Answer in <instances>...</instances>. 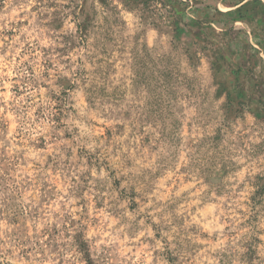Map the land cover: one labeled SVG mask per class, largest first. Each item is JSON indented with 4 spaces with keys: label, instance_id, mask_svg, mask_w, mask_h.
<instances>
[{
    "label": "rangeland",
    "instance_id": "374dc122",
    "mask_svg": "<svg viewBox=\"0 0 264 264\" xmlns=\"http://www.w3.org/2000/svg\"><path fill=\"white\" fill-rule=\"evenodd\" d=\"M0 264H264V0H0Z\"/></svg>",
    "mask_w": 264,
    "mask_h": 264
}]
</instances>
